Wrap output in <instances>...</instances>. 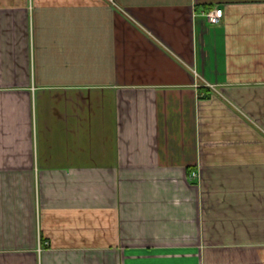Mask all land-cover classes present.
Wrapping results in <instances>:
<instances>
[{"label": "crops", "instance_id": "0c3cea01", "mask_svg": "<svg viewBox=\"0 0 264 264\" xmlns=\"http://www.w3.org/2000/svg\"><path fill=\"white\" fill-rule=\"evenodd\" d=\"M0 264H264V0H0Z\"/></svg>", "mask_w": 264, "mask_h": 264}, {"label": "built area", "instance_id": "2783aa9c", "mask_svg": "<svg viewBox=\"0 0 264 264\" xmlns=\"http://www.w3.org/2000/svg\"><path fill=\"white\" fill-rule=\"evenodd\" d=\"M223 10L221 7H213L212 9L205 11L203 15L207 19L208 22L212 24H216L220 21L222 18ZM207 86H212L211 84H206ZM191 177L196 176V172H191Z\"/></svg>", "mask_w": 264, "mask_h": 264}]
</instances>
